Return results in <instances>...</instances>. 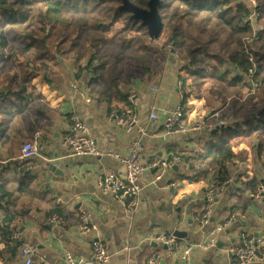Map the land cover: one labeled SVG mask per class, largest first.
Instances as JSON below:
<instances>
[{
  "label": "crops",
  "instance_id": "crops-1",
  "mask_svg": "<svg viewBox=\"0 0 264 264\" xmlns=\"http://www.w3.org/2000/svg\"><path fill=\"white\" fill-rule=\"evenodd\" d=\"M20 31L12 28L11 37L6 36V52ZM153 62L151 75L124 70L110 78L83 74L75 79V68L66 63L61 68L52 66L44 76H27L30 98L21 112L0 114V186L13 193V198L0 201V225L19 213L7 224L13 242L19 244L18 254L13 256L1 247L0 264H24L22 249L26 246L38 251L32 264H66L67 253L94 264L91 251L97 239L108 249L109 264H146L153 256L159 257L156 264H235L233 250L244 238L258 245V259L248 264H264V200L250 197L253 181L264 185V160L255 158L253 142L235 148L228 167L230 179L215 195L209 225L201 227L205 193L216 177L206 154L212 141L210 128L219 115L209 117L189 100L183 103L181 116V125L189 131L167 133L165 118L178 102L179 64L175 57L157 65ZM16 65L0 56V80L17 71ZM0 108L11 109V105L0 100ZM119 108L130 109L136 118L130 135L116 124ZM72 115L87 126L100 152L139 140L144 171L135 211L127 210L125 200L96 187L110 172L123 177L120 163L109 156H73L63 144L71 132ZM244 116L249 115L245 112ZM21 140L36 148L28 160L20 158ZM171 155L179 156L180 163L166 169L151 167ZM53 211L58 213L53 215ZM52 217L61 218L62 224H52ZM230 220V225L222 226ZM177 231L185 237H175ZM159 235L174 236V248L157 242ZM209 241L213 247H191L185 253L189 245Z\"/></svg>",
  "mask_w": 264,
  "mask_h": 264
},
{
  "label": "trees",
  "instance_id": "trees-1",
  "mask_svg": "<svg viewBox=\"0 0 264 264\" xmlns=\"http://www.w3.org/2000/svg\"><path fill=\"white\" fill-rule=\"evenodd\" d=\"M128 1L147 10L150 0ZM158 2L160 35L178 61L184 104L190 100L209 117L219 115L210 128L206 158L216 174L210 189L221 187L230 179L228 167L241 143L253 142L255 158L264 160V0ZM122 6L123 0H0V56L16 61L19 71L0 80V100L11 105L0 108V114H19L30 98L27 76H44L52 66L71 64L75 79L83 74L110 78L124 70L151 75L160 47ZM12 28L21 31L6 52ZM249 107L259 112L244 116ZM256 184L252 182L251 190ZM5 197L13 198V193L0 186V201ZM16 215L0 225V260L2 249L18 254L19 244L7 227Z\"/></svg>",
  "mask_w": 264,
  "mask_h": 264
},
{
  "label": "built area",
  "instance_id": "built-area-1",
  "mask_svg": "<svg viewBox=\"0 0 264 264\" xmlns=\"http://www.w3.org/2000/svg\"><path fill=\"white\" fill-rule=\"evenodd\" d=\"M252 5L253 7H256V3L253 2ZM176 92L178 95V102L165 118V130L167 133L189 131L188 127L181 125L182 108L184 103V83L181 78H178L176 82ZM128 101L133 104L132 97H130ZM258 112L259 110L249 107L246 111V115ZM151 118L156 119L157 116L152 115ZM70 119L71 132L65 136L63 144L70 148L73 156H109L120 163V165L124 168V176L121 177L115 172H110L97 181L96 187L102 193L111 194L115 198L125 200L127 202V210L129 212L135 211L140 203L141 187L139 184V178L144 171V168L139 161V152L141 150L139 140L135 139L133 143L127 147L118 146L114 151L100 152L90 130L80 120V118L77 115H72ZM115 121L117 126L129 135L134 131L136 126V118L130 109L118 113ZM18 148L20 158L23 160H28L36 154L35 146L27 140H21ZM179 163L180 159L176 155H171L168 159L153 162L151 167L166 169ZM222 188V186H217L205 194L204 210L202 215L199 217L201 227L209 225L215 195ZM250 197L255 200H264V185L257 184L251 190ZM62 222L61 218H51L52 224L59 225L62 224ZM83 223H88L85 218L83 219ZM231 223L232 221L230 220L228 222H224L222 226L226 227ZM92 229L96 228L92 226ZM156 241L166 245L167 247L174 248L175 246V237L171 235H159L156 237ZM213 246L214 242L212 241H209L208 243L197 242L189 245L185 250V253H188L191 247L204 249ZM91 252L94 264H109L110 254L101 240L97 239L92 243ZM22 255L24 257V264H32L34 259L38 256V251L34 247L26 246L22 249ZM233 255L235 264H248L258 259V245L253 239L244 238L242 244L233 250ZM158 258V256H153L146 264H156ZM65 261L66 264H86L84 259L76 258L70 253L65 255Z\"/></svg>",
  "mask_w": 264,
  "mask_h": 264
},
{
  "label": "water",
  "instance_id": "water-1",
  "mask_svg": "<svg viewBox=\"0 0 264 264\" xmlns=\"http://www.w3.org/2000/svg\"><path fill=\"white\" fill-rule=\"evenodd\" d=\"M158 0H150L147 10H142L135 7L128 0H123V9L129 11L132 14L134 20L141 21L143 26H146L148 29L149 37L151 40H156L159 38L163 25L162 20L158 14ZM174 59V52L171 51L170 60ZM174 236L177 238L185 237V234L182 232H175ZM162 263V262H161Z\"/></svg>",
  "mask_w": 264,
  "mask_h": 264
},
{
  "label": "rangeland",
  "instance_id": "rangeland-1",
  "mask_svg": "<svg viewBox=\"0 0 264 264\" xmlns=\"http://www.w3.org/2000/svg\"><path fill=\"white\" fill-rule=\"evenodd\" d=\"M253 6V5H252ZM255 8V7H253ZM257 17V16H256ZM155 41V45L157 47H160V49H156V51L154 52V56L152 58V60L154 59V62L153 64L155 63V65L159 64V63H162V60H165L166 59V54H169L170 52V47L169 46H166L163 42V38L162 36L160 35L158 39L154 40ZM170 56V54H169ZM160 60V62H159Z\"/></svg>",
  "mask_w": 264,
  "mask_h": 264
}]
</instances>
